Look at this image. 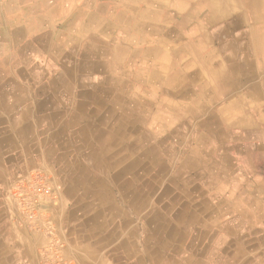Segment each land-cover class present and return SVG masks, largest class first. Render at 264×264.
Wrapping results in <instances>:
<instances>
[{
  "label": "crops",
  "instance_id": "crops-1",
  "mask_svg": "<svg viewBox=\"0 0 264 264\" xmlns=\"http://www.w3.org/2000/svg\"><path fill=\"white\" fill-rule=\"evenodd\" d=\"M263 20L264 0H0V264H264Z\"/></svg>",
  "mask_w": 264,
  "mask_h": 264
},
{
  "label": "built area",
  "instance_id": "built-area-1",
  "mask_svg": "<svg viewBox=\"0 0 264 264\" xmlns=\"http://www.w3.org/2000/svg\"><path fill=\"white\" fill-rule=\"evenodd\" d=\"M32 181L35 182V185H33V194H30V196L32 197V199L30 200V202L33 205H37V202L39 200V196L46 194V195H50L51 191L50 188L48 187V185L44 182V180L42 179V177H40L39 175H33ZM29 196V195H28ZM36 210V208H31V212L29 213V218L32 217V213ZM40 254L42 257V262L44 264H67L63 258L53 249H51L50 247H44L40 250Z\"/></svg>",
  "mask_w": 264,
  "mask_h": 264
},
{
  "label": "bare ground",
  "instance_id": "bare-ground-1",
  "mask_svg": "<svg viewBox=\"0 0 264 264\" xmlns=\"http://www.w3.org/2000/svg\"><path fill=\"white\" fill-rule=\"evenodd\" d=\"M159 3V2H158ZM227 3V2H226ZM236 3V2H235ZM253 3V2H252ZM162 4V3H161ZM148 5V4H147ZM160 5V4H159ZM154 6V5H153ZM237 6V5H236ZM249 6V5H248ZM156 7V6H155ZM184 7V6H183ZM189 7V6H188ZM130 8V7H129ZM179 8V7H178ZM134 9V8H133ZM155 9V8H154ZM157 9V8H156ZM176 9V8H175ZM174 9V10H175ZM74 10V9H73ZM104 10V9H103ZM171 10V9H170ZM186 10V9H185ZM77 11V10H76ZM173 11V10H172ZM98 12V11H97ZM107 12H108V10H107ZM109 13V12H108ZM107 13V14H108ZM111 14V13H110ZM155 14V13H154ZM157 14H159V13H157ZM90 15H92V14H90ZM137 15V14H136ZM147 15V14H146ZM183 15V14H182ZM50 16V15H49ZM79 16V15H78ZM142 16V15H141ZM145 16V15H144ZM153 16V15H152ZM155 16V15H154ZM153 16V17H154ZM157 16V15H156ZM172 16V15H171ZM143 17V16H142ZM151 17V16H150ZM149 17V18H150ZM79 18V17H78ZM158 18V17H157ZM2 19V18H1ZM47 19V18H46ZM91 19V18H90ZM155 19V18H154ZM75 20V19H74ZM93 20V19H92ZM181 20V19H180ZM182 20H183V18H182ZM184 21V20H183ZM182 21V22H183ZM188 21V20H187ZM264 21V20H263ZM78 22H79V20H78ZM106 22V21H105ZM189 22V21H188ZM152 23V22H151ZM154 23V22H153ZM77 24V23H76ZM155 24V23H154ZM190 24V23H189ZM222 24H223V22H222ZM173 25V24H172ZM180 25V24H179ZM78 26V25H77ZM216 26V25H215ZM222 26V25H221ZM94 27V26H93ZM179 27V26H178ZM183 27V26H182ZM82 28V27H81ZM80 28V29H81ZM173 28H175V27H173ZM74 29V28H73ZM77 29H79V28H77ZM171 29V28H170ZM82 30V29H81ZM75 31H77V30H75ZM167 32V31H166ZM234 32V31H233ZM227 33H228V31H227ZM84 34V33H83ZM162 34V33H161ZM223 34V33H222ZM77 35V34H76ZM85 35V34H84ZM226 35H228V34H226ZM75 36V35H74ZM83 37V36H82ZM79 38V37H78ZM264 38V37H263ZM60 39H61V37H60ZM77 40V39H76ZM218 40V39H217ZM203 41V40H202ZM69 42V41H68ZM218 43V42H217ZM264 43V42H263ZM167 44V43H166ZM79 45V44H78ZM169 45V44H168ZM219 45V44H218ZM220 47V46H219ZM231 47V46H230ZM124 51V50H123ZM36 52V51H35ZM231 54V53H230ZM119 56H120V54H119ZM233 57H235V56H233ZM232 59V58H231ZM163 60H164V58H163ZM163 64V63H162ZM122 66V65H121ZM127 66V65H126ZM125 66V67H126ZM161 66V65H160ZM233 66V65H232ZM231 67V66H230ZM257 67V66H256ZM235 71V70H234ZM182 72V71H181ZM222 72V71H221ZM235 72H237V71H235ZM255 72V71H254ZM70 73H71V71H70ZM146 73V72H145ZM221 74V73H220ZM243 74V73H242ZM251 74V73H250ZM177 75V74H176ZM248 75V74H247ZM214 76V75H213ZM226 76V75H225ZM239 76V75H238ZM217 78V77H216ZM127 82H129V81H127ZM130 84V83H129ZM181 84V83H180ZM119 86V85H118ZM11 87V86H10ZM127 87V86H126ZM8 89V88H7ZM75 90V89H74ZM77 90V89H76ZM118 90V89H117ZM119 90H121V89H119ZM126 92H128V91H126ZM153 93V92H152ZM180 96V95H179ZM149 102V101H148ZM182 105V104H181ZM165 106V105H164ZM167 106V105H166ZM140 114V113H139ZM138 114V115H139ZM222 114V113H221ZM97 116V115H96ZM201 116V115H200ZM231 118V117H230ZM224 123V122H223ZM193 125V124H192ZM162 126V125H161ZM146 133V132H145ZM154 146V145H153ZM239 157V156H238ZM148 172V171H147ZM144 183V182H143ZM148 183V182H147ZM47 184V183H46ZM34 185H35V183H34ZM149 185V184H148ZM49 187V186H48ZM50 188V187H49ZM51 191V190H50ZM51 195V194H50ZM50 195H46V194H43V195H40L39 196V198L41 197V196H50ZM253 208V207H252ZM254 209V208H253Z\"/></svg>",
  "mask_w": 264,
  "mask_h": 264
},
{
  "label": "rangeland",
  "instance_id": "rangeland-1",
  "mask_svg": "<svg viewBox=\"0 0 264 264\" xmlns=\"http://www.w3.org/2000/svg\"><path fill=\"white\" fill-rule=\"evenodd\" d=\"M51 22H49V24H50Z\"/></svg>",
  "mask_w": 264,
  "mask_h": 264
}]
</instances>
